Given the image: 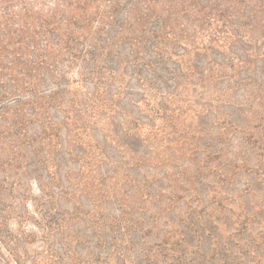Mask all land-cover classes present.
<instances>
[{"label":"rangeland","instance_id":"1","mask_svg":"<svg viewBox=\"0 0 264 264\" xmlns=\"http://www.w3.org/2000/svg\"><path fill=\"white\" fill-rule=\"evenodd\" d=\"M0 264H264V0H0Z\"/></svg>","mask_w":264,"mask_h":264},{"label":"trees","instance_id":"2","mask_svg":"<svg viewBox=\"0 0 264 264\" xmlns=\"http://www.w3.org/2000/svg\"><path fill=\"white\" fill-rule=\"evenodd\" d=\"M90 56L92 57V54Z\"/></svg>","mask_w":264,"mask_h":264}]
</instances>
